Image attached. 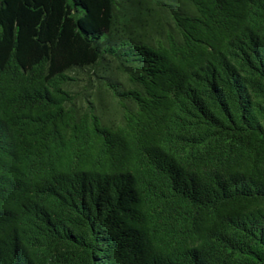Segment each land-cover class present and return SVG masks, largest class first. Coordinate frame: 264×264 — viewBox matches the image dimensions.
I'll list each match as a JSON object with an SVG mask.
<instances>
[{"label": "trees", "instance_id": "1", "mask_svg": "<svg viewBox=\"0 0 264 264\" xmlns=\"http://www.w3.org/2000/svg\"><path fill=\"white\" fill-rule=\"evenodd\" d=\"M0 264H264V0H0Z\"/></svg>", "mask_w": 264, "mask_h": 264}, {"label": "rangeland", "instance_id": "2", "mask_svg": "<svg viewBox=\"0 0 264 264\" xmlns=\"http://www.w3.org/2000/svg\"><path fill=\"white\" fill-rule=\"evenodd\" d=\"M102 95L105 97V99L108 101V103L110 104V96H109V94H108V92L107 91H102Z\"/></svg>", "mask_w": 264, "mask_h": 264}]
</instances>
